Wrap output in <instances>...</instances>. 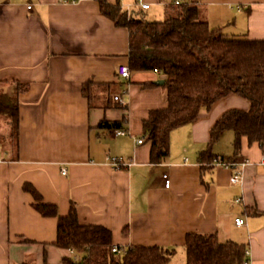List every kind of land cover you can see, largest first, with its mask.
<instances>
[{
  "label": "crops",
  "instance_id": "crops-1",
  "mask_svg": "<svg viewBox=\"0 0 264 264\" xmlns=\"http://www.w3.org/2000/svg\"><path fill=\"white\" fill-rule=\"evenodd\" d=\"M144 1L149 8L137 0H120L123 9L142 8L144 14L174 5ZM180 2L201 5L210 25L229 37L264 39V0ZM222 3L242 4L243 9L228 10ZM129 44V29L102 14L97 0H0V81L15 77L30 85L20 94L19 158L0 142V264H77L72 248L55 244L58 219L33 207L26 182L57 204L62 215L75 202L80 222L109 227L116 245H161L186 254L188 233H214L220 241L246 245L252 264H264L261 146L242 138L236 157L251 159L242 183L231 182L230 167L199 160L214 123L231 108L247 109L249 100L230 94L203 107L196 121L171 132L166 158L152 162L143 120L169 101L156 83L163 78L156 70L119 75V65L129 64ZM88 79L116 83L114 96L126 106H90L82 92ZM125 116L124 134L99 126L103 119ZM234 139L233 130H224L213 153L235 156ZM109 155L132 160V165L117 169ZM236 217L246 223L238 225Z\"/></svg>",
  "mask_w": 264,
  "mask_h": 264
},
{
  "label": "trees",
  "instance_id": "trees-1",
  "mask_svg": "<svg viewBox=\"0 0 264 264\" xmlns=\"http://www.w3.org/2000/svg\"><path fill=\"white\" fill-rule=\"evenodd\" d=\"M97 1L102 14L129 29L130 70H160L163 75L168 106L151 109L143 120V136L151 141L152 162L169 154L174 129L196 121L203 107L210 108L230 94L247 98L249 107L231 108L214 123L208 148L199 153V160L212 162L220 157L212 148L227 129L235 133V156L222 159L237 158L244 136L250 143L258 142L264 153V39L227 36L222 28L210 25L204 8L197 3L170 5L163 20H149L141 13L142 8L125 10L120 0ZM0 83V142H5L11 156L18 159L20 94L30 85L15 77ZM115 85L88 79L83 83L82 92L90 106L125 107L115 99ZM127 119L126 116L122 120L103 119L99 126L120 129ZM8 141L16 142L15 153ZM24 190L34 196L33 207L40 214L57 217L55 244L76 249L81 256L75 261L77 264H169L176 253V248L145 244L124 246L122 252L113 251L116 244L112 230L102 224L80 222L75 202L71 203L70 212L62 215L58 205L45 201L31 182L24 183ZM185 250L186 264H243L246 259V245L220 241L214 233H188Z\"/></svg>",
  "mask_w": 264,
  "mask_h": 264
},
{
  "label": "built area",
  "instance_id": "built-area-1",
  "mask_svg": "<svg viewBox=\"0 0 264 264\" xmlns=\"http://www.w3.org/2000/svg\"><path fill=\"white\" fill-rule=\"evenodd\" d=\"M165 1H168L171 4H180L181 3L180 0H165ZM137 3L143 9H147L150 7V3L146 2L144 0H137ZM222 6H223V8H226L228 10H242L243 9L242 4L222 3ZM29 7H31V6H29ZM156 71L158 73L162 74L160 70H156ZM118 72H119V75L121 77H124V78H130V76H131V70H130L128 63H121L118 67ZM115 99L120 100L119 95H116ZM116 133L124 134V133H126V131L124 129H117ZM143 141H144V139H142V138L138 139L139 143H142ZM108 159L111 162V164L117 169L126 168V167L128 168L129 166L132 165V160H127L121 156L109 155ZM215 160L218 163H221V164L228 166L232 169L231 182H233V183H242V181L244 180L245 168L251 162V159L247 156H243L240 159L232 158L230 160H224L222 158H216ZM261 163H262V165H264V154L261 157ZM61 171L63 174H67L68 173V167L63 166L61 168ZM164 178H165V185L167 187H170V185H171L170 176L167 173H165ZM236 223L238 225H243L246 223V220L244 217H236ZM123 248H124V246L114 245L113 251L122 252V251H124ZM71 253H72L73 259H75L76 261H79L81 259V256L77 253L76 249L72 248ZM246 254H247V258L244 260L243 264H252L249 249L246 251Z\"/></svg>",
  "mask_w": 264,
  "mask_h": 264
},
{
  "label": "rangeland",
  "instance_id": "rangeland-1",
  "mask_svg": "<svg viewBox=\"0 0 264 264\" xmlns=\"http://www.w3.org/2000/svg\"><path fill=\"white\" fill-rule=\"evenodd\" d=\"M164 8L165 7H161L160 8V6H159L157 8H153V9H150V10H145V14L143 13V16H144V18L149 19V20H163L165 18ZM160 9H161V12H160ZM128 10H130V9H128ZM0 89H2V83H0ZM116 89H117V87H116ZM0 130L2 131V128H0ZM7 132H8V130H7ZM8 142H10V141H8ZM10 143H11L13 151L15 153L16 142L12 141ZM6 148L8 150L10 149L8 147V145L5 144V142H4L3 149L5 150ZM10 155H11V153H10ZM186 260L187 259H186L185 251L184 250H179V251H177L176 254L173 255L172 261L169 264H185ZM74 261H76V260L74 259Z\"/></svg>",
  "mask_w": 264,
  "mask_h": 264
},
{
  "label": "water",
  "instance_id": "water-1",
  "mask_svg": "<svg viewBox=\"0 0 264 264\" xmlns=\"http://www.w3.org/2000/svg\"><path fill=\"white\" fill-rule=\"evenodd\" d=\"M158 82L163 84L164 83V79H160Z\"/></svg>",
  "mask_w": 264,
  "mask_h": 264
}]
</instances>
